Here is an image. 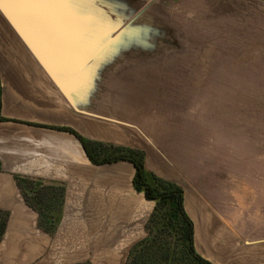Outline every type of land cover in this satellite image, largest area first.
<instances>
[{
	"label": "crops",
	"instance_id": "crops-1",
	"mask_svg": "<svg viewBox=\"0 0 264 264\" xmlns=\"http://www.w3.org/2000/svg\"><path fill=\"white\" fill-rule=\"evenodd\" d=\"M205 7L211 33L217 15L222 25L229 10L222 0L219 5L207 0ZM8 34L13 51L5 60L0 57V211L6 215L0 264H37V256L48 253L62 227L68 182L92 166L80 141L54 127L94 140L107 131L100 123L98 99L91 109L96 117L75 112L10 28ZM224 61L220 55L217 69V60L211 59V69H204L203 91L194 87L190 93L189 136L191 141L202 137V153L189 148L182 178L152 171L182 186L202 257L212 264H264V79L257 84L254 64L247 63L246 68L237 66L236 85L225 86L229 71L222 68ZM16 177L65 187L53 235L39 228L38 214L25 201Z\"/></svg>",
	"mask_w": 264,
	"mask_h": 264
},
{
	"label": "rangeland",
	"instance_id": "rangeland-1",
	"mask_svg": "<svg viewBox=\"0 0 264 264\" xmlns=\"http://www.w3.org/2000/svg\"><path fill=\"white\" fill-rule=\"evenodd\" d=\"M148 1L132 0L134 13ZM212 1L219 5L221 0ZM222 1L229 13L222 16V25L217 15L211 33L207 0H155L147 8L140 19L161 27L157 36L166 42L157 40L151 52L116 57L105 68L98 113L106 118L100 123L107 136L99 141L139 146L147 169L183 177L189 148L193 153L204 148L202 137L190 140L189 98L194 87L203 91L210 60H217V69L220 55L225 60V86L236 85L235 70L247 63L254 64L253 76L263 84L264 0ZM233 7L237 14L230 13ZM0 20V57L5 60L13 50L1 15ZM87 167L68 182L62 227L37 264H125L129 247L142 235L151 204L131 188L132 166L119 161Z\"/></svg>",
	"mask_w": 264,
	"mask_h": 264
},
{
	"label": "water",
	"instance_id": "water-1",
	"mask_svg": "<svg viewBox=\"0 0 264 264\" xmlns=\"http://www.w3.org/2000/svg\"><path fill=\"white\" fill-rule=\"evenodd\" d=\"M154 1L134 13L132 0H0V15L69 106L95 116L105 68L158 45L163 29L140 19Z\"/></svg>",
	"mask_w": 264,
	"mask_h": 264
},
{
	"label": "trees",
	"instance_id": "trees-1",
	"mask_svg": "<svg viewBox=\"0 0 264 264\" xmlns=\"http://www.w3.org/2000/svg\"><path fill=\"white\" fill-rule=\"evenodd\" d=\"M54 128L73 134L94 166L119 161L132 166L130 186L151 207L142 225V235L127 251L125 264H212L195 248L193 222L184 208L182 186L147 169L142 149L88 139L67 127ZM16 180L28 206L38 214L39 228L53 235L61 220L65 187L41 185L20 177ZM5 223L6 215L0 211V237Z\"/></svg>",
	"mask_w": 264,
	"mask_h": 264
},
{
	"label": "snow or ice",
	"instance_id": "snow-or-ice-1",
	"mask_svg": "<svg viewBox=\"0 0 264 264\" xmlns=\"http://www.w3.org/2000/svg\"><path fill=\"white\" fill-rule=\"evenodd\" d=\"M62 2H71V0H62Z\"/></svg>",
	"mask_w": 264,
	"mask_h": 264
}]
</instances>
